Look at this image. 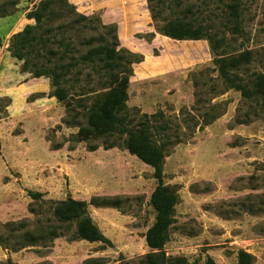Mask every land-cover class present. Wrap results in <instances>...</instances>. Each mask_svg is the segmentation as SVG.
Returning <instances> with one entry per match:
<instances>
[{"label": "rangeland", "instance_id": "obj_1", "mask_svg": "<svg viewBox=\"0 0 264 264\" xmlns=\"http://www.w3.org/2000/svg\"><path fill=\"white\" fill-rule=\"evenodd\" d=\"M41 1L16 0L10 15L27 13ZM159 1L163 9L156 21L146 0L68 3L81 15L113 25L119 48L141 57L130 65L125 106L133 123L160 113L161 118L150 120L158 126L150 133L152 140H170L163 149L162 183L175 192L176 203L162 247L165 257L177 264H241L242 252L247 264H264V115L256 100L223 84L204 40H170L156 31L163 20L181 17L185 4L207 1L213 9L220 7L219 0H181V7L172 10L165 7L171 0ZM220 2L219 9H225L228 0ZM240 28L239 35L225 30L227 51L250 50L252 60L244 73L264 71V0H241ZM2 35L0 30V47ZM12 35L6 36L5 52ZM16 62L4 67L16 66L14 73L30 77ZM37 94L24 100L31 102ZM16 99L8 111L10 98L0 97V234L5 236L7 224L19 221H26L29 230L53 224L49 203L69 197L87 203L89 217L110 246L72 241L70 225L60 237L37 246L15 252L0 246V263L135 264L149 252L143 235L154 218L148 202L156 185L152 169L121 145L112 153L102 151L101 139L79 141L76 128L61 124L66 112L54 98L43 111L24 109L21 98ZM89 146L97 149L88 152ZM28 191L38 192L44 201L33 213ZM103 197L117 198L118 206L89 204L91 198Z\"/></svg>", "mask_w": 264, "mask_h": 264}, {"label": "trees", "instance_id": "obj_2", "mask_svg": "<svg viewBox=\"0 0 264 264\" xmlns=\"http://www.w3.org/2000/svg\"><path fill=\"white\" fill-rule=\"evenodd\" d=\"M157 1L159 4L156 0H146L153 21L158 19L163 9L162 1ZM182 3L181 0H171L165 7L172 10L181 7ZM218 3L221 7L220 0ZM16 4V0H6L0 4V18L10 15ZM207 4V1L199 5L185 4L180 9L181 17L163 20L157 33L176 41L204 40L223 84L237 91L244 99L256 100L264 115V71L245 74L244 70L252 60V52L227 51L229 44L223 36L225 30L234 35L241 34V0H228L225 9H210ZM217 10L218 14L215 13ZM25 17L32 20L33 25H25L10 37L7 52L11 58L21 62L22 73H28L31 78L48 80V97L61 103L66 112L61 124L76 128L75 136L79 141L101 139L102 150L121 145L129 155L152 169L156 185L148 202L154 218L143 235L149 252L135 264H177L178 260L165 257L162 250L167 230L173 223L176 203L175 192L162 183L163 149L170 140L167 136L161 138L160 144L152 140L150 133L158 126H154L150 120L161 118L160 113L142 115L133 123L126 112L130 65L139 63L141 57L119 48L113 25H102L93 16L75 12L68 0H43ZM98 26L101 31H98ZM242 72L244 75L240 74ZM39 96L41 94L33 97ZM159 129L165 130L161 126ZM96 149V146H89L87 151ZM27 196L32 201L28 205L30 213L44 203L38 192L28 191ZM89 204L115 208L119 201L109 197L91 198ZM48 212L54 223L37 230L27 229L26 221L7 224L10 228L5 236L0 234V246H11L9 248L13 252L37 246L38 243L60 237L61 231H66L70 225L74 226L70 235L72 241L110 246L89 217L87 203L68 197L63 201L50 202ZM11 239L12 244L9 245ZM247 258L246 254L239 252V263L247 264ZM94 264L99 262L95 261Z\"/></svg>", "mask_w": 264, "mask_h": 264}, {"label": "crops", "instance_id": "obj_3", "mask_svg": "<svg viewBox=\"0 0 264 264\" xmlns=\"http://www.w3.org/2000/svg\"><path fill=\"white\" fill-rule=\"evenodd\" d=\"M69 2L75 5V0H69ZM24 13L26 12L19 10L15 11L8 17L0 19V30L3 34L2 47H0V97L10 98L11 103L8 107V111L15 106L17 100L16 98L18 96L21 98L22 103H19V106H21L22 108H35L39 109V111H43V108H46L47 105H50V103H52V98L47 97L48 88L46 80L42 78H30L27 74H20L17 72L14 73V71L16 70V66H13L14 69L4 67L6 63H10L12 65L17 63L14 59L8 56L7 52L4 51V48L6 46L4 44L7 40L6 36L9 37L13 33L18 32L21 27L30 25L31 20L26 19ZM37 93H42L43 95L41 94L39 98L33 99V101L31 102H26L24 100L26 97ZM102 151L112 152V150L110 149ZM91 220L95 224V226H97L98 223L92 218Z\"/></svg>", "mask_w": 264, "mask_h": 264}]
</instances>
